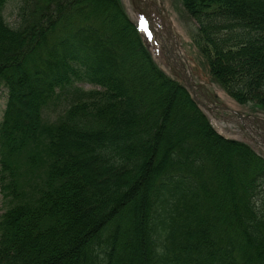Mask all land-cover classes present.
Masks as SVG:
<instances>
[{
	"label": "trees",
	"instance_id": "trees-1",
	"mask_svg": "<svg viewBox=\"0 0 264 264\" xmlns=\"http://www.w3.org/2000/svg\"><path fill=\"white\" fill-rule=\"evenodd\" d=\"M9 1L0 264H264V159L216 134L120 0H20L16 27ZM180 1L211 81L264 112V0Z\"/></svg>",
	"mask_w": 264,
	"mask_h": 264
},
{
	"label": "rangeland",
	"instance_id": "rangeland-1",
	"mask_svg": "<svg viewBox=\"0 0 264 264\" xmlns=\"http://www.w3.org/2000/svg\"><path fill=\"white\" fill-rule=\"evenodd\" d=\"M164 8L168 11L170 18L173 21V26L175 28V33L181 39V46L189 60V66L191 67L193 73V83L200 87V90L209 96L218 94L219 103L229 106L243 114L254 115L264 121V112L256 110L253 106H239L233 100H231L215 83L211 81L207 65L205 64L203 58L198 53L194 45V35L197 34L198 25L195 20L189 17V15L184 10L180 0H162ZM121 7L126 14L127 18L131 23L143 25L144 20L139 17V15L133 11L131 0H120ZM20 6V0H11L5 6L4 15L7 22L16 27L18 25V8ZM145 43V41L143 40ZM150 43H152L150 41ZM148 47V51L151 52L152 59L155 64L167 75L177 80V78L169 71L168 65L165 63V57L162 52L153 45H149L148 42L145 43ZM77 86L83 88L84 90L95 89L90 83H78ZM7 103V92L5 89L1 91L0 94V123L2 121L5 108ZM59 111V106L54 107ZM49 114V113H48ZM211 122L213 128L219 132L224 138L232 139L238 142H244L252 147L257 154L264 157V143L261 142V146L252 142L250 137L245 133V129L235 125H228L225 121L217 120V117L207 116ZM260 139V137H258ZM6 207L2 201V196L0 194V217L5 213Z\"/></svg>",
	"mask_w": 264,
	"mask_h": 264
},
{
	"label": "water",
	"instance_id": "water-1",
	"mask_svg": "<svg viewBox=\"0 0 264 264\" xmlns=\"http://www.w3.org/2000/svg\"><path fill=\"white\" fill-rule=\"evenodd\" d=\"M184 80L187 83L188 87L190 88V90L192 91L193 94H195L194 88L192 86L191 80L189 78L188 75H184ZM197 103L202 105L203 107H206L203 103H201L198 99H196ZM221 109H227L226 107H222ZM241 119H245L244 117H242L241 115H238Z\"/></svg>",
	"mask_w": 264,
	"mask_h": 264
}]
</instances>
